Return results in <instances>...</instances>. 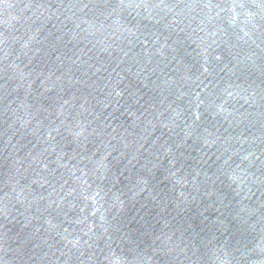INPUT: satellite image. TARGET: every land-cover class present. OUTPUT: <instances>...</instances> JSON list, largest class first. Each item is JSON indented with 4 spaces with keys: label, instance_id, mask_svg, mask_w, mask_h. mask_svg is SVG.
Returning <instances> with one entry per match:
<instances>
[{
    "label": "water",
    "instance_id": "1",
    "mask_svg": "<svg viewBox=\"0 0 264 264\" xmlns=\"http://www.w3.org/2000/svg\"><path fill=\"white\" fill-rule=\"evenodd\" d=\"M0 264H264V0H0Z\"/></svg>",
    "mask_w": 264,
    "mask_h": 264
}]
</instances>
